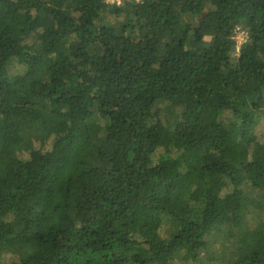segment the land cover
I'll use <instances>...</instances> for the list:
<instances>
[{
  "label": "trees",
  "instance_id": "16d2710c",
  "mask_svg": "<svg viewBox=\"0 0 264 264\" xmlns=\"http://www.w3.org/2000/svg\"><path fill=\"white\" fill-rule=\"evenodd\" d=\"M262 122L264 0H0V264H264Z\"/></svg>",
  "mask_w": 264,
  "mask_h": 264
},
{
  "label": "built area",
  "instance_id": "2783aa9c",
  "mask_svg": "<svg viewBox=\"0 0 264 264\" xmlns=\"http://www.w3.org/2000/svg\"><path fill=\"white\" fill-rule=\"evenodd\" d=\"M247 38H248V34L246 30L240 27H236L234 29L233 40L235 42V48H234L235 53L238 52L241 44L245 42Z\"/></svg>",
  "mask_w": 264,
  "mask_h": 264
},
{
  "label": "rangeland",
  "instance_id": "374dc122",
  "mask_svg": "<svg viewBox=\"0 0 264 264\" xmlns=\"http://www.w3.org/2000/svg\"><path fill=\"white\" fill-rule=\"evenodd\" d=\"M108 1H121V0H108ZM263 129H264V123L262 122L255 128V131L256 132H262ZM261 217L264 219V211L261 213ZM2 262L7 264V261L5 259L2 260ZM170 264H186V263L184 261H181V260H175L174 262H172Z\"/></svg>",
  "mask_w": 264,
  "mask_h": 264
}]
</instances>
